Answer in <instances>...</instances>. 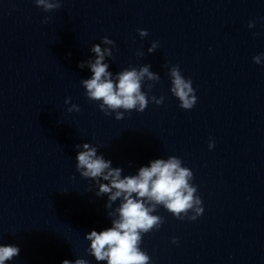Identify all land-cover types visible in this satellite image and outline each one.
<instances>
[{
	"label": "water",
	"instance_id": "obj_1",
	"mask_svg": "<svg viewBox=\"0 0 264 264\" xmlns=\"http://www.w3.org/2000/svg\"><path fill=\"white\" fill-rule=\"evenodd\" d=\"M61 2L46 13L35 0H0V246L20 249L5 264H106L85 236L110 228L120 201L106 208L108 196L76 171L84 143L122 178L171 156L192 171L204 212L181 221L158 206L164 222L140 244L150 264H264V57L253 62L264 54V0ZM96 44L112 48L113 78L145 65L159 76L142 81L143 113L116 120L87 98ZM176 65L197 97L188 111L170 91Z\"/></svg>",
	"mask_w": 264,
	"mask_h": 264
},
{
	"label": "clouds",
	"instance_id": "obj_2",
	"mask_svg": "<svg viewBox=\"0 0 264 264\" xmlns=\"http://www.w3.org/2000/svg\"><path fill=\"white\" fill-rule=\"evenodd\" d=\"M37 7L44 12H54L62 7L61 0H35ZM44 23H47V18ZM255 25L250 23L249 28ZM141 38L148 35L145 30H138ZM103 44H115L112 40L104 37ZM158 42H154L148 49L149 53L158 48ZM112 48L101 49L99 44L93 45L91 51L95 53V61L88 62L92 73L90 79L81 81L86 90L87 98L93 102H102L99 109L106 116L115 113L116 120H122L123 111L136 110L143 113L148 106L149 97L147 92H142V81L147 76L148 80L159 82V76L149 71L150 65H145L139 70L126 68L113 78L108 71V64L104 63L105 57H112ZM143 55V53H138ZM260 54L253 57V62L261 64ZM81 69L84 63L78 65ZM172 87L171 93L179 100L180 108L191 110L197 103L192 80L185 79L178 65L169 70ZM153 84H147V91L151 92ZM152 102L161 105L164 98L151 97ZM70 100H65V104ZM69 112H79L77 105H72ZM76 171L82 178L94 181L99 190L97 197L108 196L106 208H112L113 203L120 201L119 206L110 212L109 216L115 215L111 221V227L97 232L95 230L86 234L85 239L90 241L87 253L97 262L106 264H150V257L140 249L142 235L153 230H159L163 219L154 215L158 206H163L177 220L195 221L203 212L202 201L197 195V187L190 181L193 173L190 169L182 167V161L174 156L166 161L157 159L151 162L150 167H141L138 175L121 176V168H113L112 162L106 160L103 155H98V149L89 143L77 145ZM214 147L210 141L209 149ZM103 181V182H101ZM191 213V214H190ZM172 243H178L173 239ZM19 247L15 245L0 246V264L11 261L18 257ZM62 264H73L64 260ZM74 264H88L83 258H78Z\"/></svg>",
	"mask_w": 264,
	"mask_h": 264
}]
</instances>
